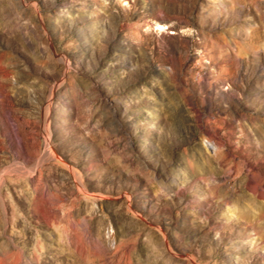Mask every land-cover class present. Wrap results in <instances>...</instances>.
Listing matches in <instances>:
<instances>
[{
  "label": "rangeland",
  "instance_id": "1",
  "mask_svg": "<svg viewBox=\"0 0 264 264\" xmlns=\"http://www.w3.org/2000/svg\"><path fill=\"white\" fill-rule=\"evenodd\" d=\"M0 264H264V0H0Z\"/></svg>",
  "mask_w": 264,
  "mask_h": 264
}]
</instances>
